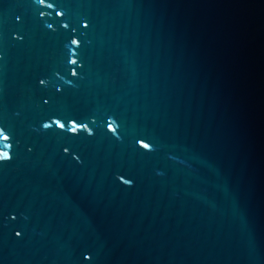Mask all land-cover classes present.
<instances>
[{"label": "water", "instance_id": "1", "mask_svg": "<svg viewBox=\"0 0 264 264\" xmlns=\"http://www.w3.org/2000/svg\"><path fill=\"white\" fill-rule=\"evenodd\" d=\"M0 264H264V0H0Z\"/></svg>", "mask_w": 264, "mask_h": 264}]
</instances>
